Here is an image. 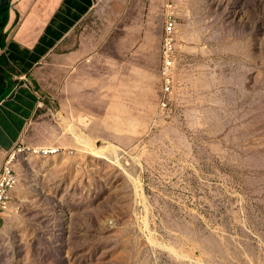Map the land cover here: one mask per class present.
<instances>
[{"label": "rangeland", "instance_id": "1", "mask_svg": "<svg viewBox=\"0 0 264 264\" xmlns=\"http://www.w3.org/2000/svg\"><path fill=\"white\" fill-rule=\"evenodd\" d=\"M142 6L175 16L168 92L95 115L84 144L22 139L0 264H264V0Z\"/></svg>", "mask_w": 264, "mask_h": 264}, {"label": "crops", "instance_id": "2", "mask_svg": "<svg viewBox=\"0 0 264 264\" xmlns=\"http://www.w3.org/2000/svg\"><path fill=\"white\" fill-rule=\"evenodd\" d=\"M0 1V169L22 139L44 146L54 130H94L95 115H141L160 88L165 17L145 15L142 0ZM40 101L53 129L38 121Z\"/></svg>", "mask_w": 264, "mask_h": 264}, {"label": "built area", "instance_id": "3", "mask_svg": "<svg viewBox=\"0 0 264 264\" xmlns=\"http://www.w3.org/2000/svg\"><path fill=\"white\" fill-rule=\"evenodd\" d=\"M176 27L174 13L166 12L160 49V75L164 92H168L170 88L171 73L175 64ZM42 107L43 102H38L37 108ZM13 153L15 149L6 156L0 169V217L10 210L12 193L18 185L19 176L13 162Z\"/></svg>", "mask_w": 264, "mask_h": 264}, {"label": "bare ground", "instance_id": "4", "mask_svg": "<svg viewBox=\"0 0 264 264\" xmlns=\"http://www.w3.org/2000/svg\"><path fill=\"white\" fill-rule=\"evenodd\" d=\"M70 132L73 134V136H74L76 139L79 138V136L74 132V130H70ZM80 140H81V139H80ZM77 141H78V140H77ZM77 141H76V142H77ZM79 142L81 143V141H79ZM82 144H84V142H83ZM86 144H88V143H86ZM85 148H86V147H85ZM88 148H89V146H88ZM50 151H53V152H54V150H49V152H50ZM13 162H14V153H13ZM9 211H10V210H9ZM9 211H8V212H9ZM8 212H7V213H8Z\"/></svg>", "mask_w": 264, "mask_h": 264}, {"label": "trees", "instance_id": "5", "mask_svg": "<svg viewBox=\"0 0 264 264\" xmlns=\"http://www.w3.org/2000/svg\"><path fill=\"white\" fill-rule=\"evenodd\" d=\"M5 8H6L5 6L2 7V11L0 12V14L3 13V12L5 11ZM0 25H1V23H0ZM0 39H1V33H0ZM0 47H2V43H1V41H0Z\"/></svg>", "mask_w": 264, "mask_h": 264}, {"label": "water", "instance_id": "6", "mask_svg": "<svg viewBox=\"0 0 264 264\" xmlns=\"http://www.w3.org/2000/svg\"><path fill=\"white\" fill-rule=\"evenodd\" d=\"M6 4V1L0 2V6H4Z\"/></svg>", "mask_w": 264, "mask_h": 264}]
</instances>
